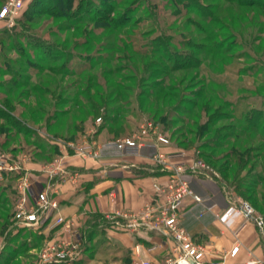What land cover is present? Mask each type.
I'll return each mask as SVG.
<instances>
[{
  "label": "rangeland",
  "instance_id": "obj_1",
  "mask_svg": "<svg viewBox=\"0 0 264 264\" xmlns=\"http://www.w3.org/2000/svg\"><path fill=\"white\" fill-rule=\"evenodd\" d=\"M5 1L0 0V8ZM35 1L25 0L11 28L0 21L2 35L5 30L15 33L24 17L33 18L22 21L29 27V37L19 45L9 40L0 51L9 68L21 72V80L14 83L0 59V154L17 160L21 152L45 153L47 140L56 136L62 142L78 141L75 127L92 116L107 113L119 120L126 127L118 137L123 138L138 132L147 120L165 115L166 134L157 124L169 145L200 156L213 169L206 175L218 177L264 217V211L248 200L253 193L259 197L264 186V111L258 118L252 110L260 109L264 101V0L255 4L254 0H189L182 12L174 4L178 0H113L105 5L74 0L69 18L51 16L62 9L55 0H44L46 8ZM109 23L118 28L108 27ZM161 33L170 37L173 61L178 59L187 69L172 70L165 50L151 52L159 47L153 40ZM127 34H132L135 49L145 54L133 55ZM206 38L211 50L204 53L193 42ZM180 53L184 56H175ZM230 101L236 104L235 114ZM94 103L99 104L97 113ZM216 111L221 116L212 120ZM246 111H253L251 123L237 120ZM246 150L247 159L236 154ZM19 178L18 173L0 178V185L13 183L0 188V264H49L42 257L49 244L35 227L12 225ZM234 186L251 190L237 192ZM94 254L84 250L76 264H91Z\"/></svg>",
  "mask_w": 264,
  "mask_h": 264
},
{
  "label": "crops",
  "instance_id": "obj_2",
  "mask_svg": "<svg viewBox=\"0 0 264 264\" xmlns=\"http://www.w3.org/2000/svg\"><path fill=\"white\" fill-rule=\"evenodd\" d=\"M98 118L92 116L84 125L75 127L76 140L91 134L101 144L109 140L111 135L106 127L102 128V122L97 123ZM70 140L74 141L67 139ZM47 141L50 146L45 153L38 149L34 154L30 151L17 155L18 160L25 159L22 174L32 180L33 195L30 194L28 203L33 204L36 193L43 190L54 193L59 202L56 211L34 226L45 244L69 239L70 229L82 234L97 225L89 232L86 249L96 253L89 260L91 264H137L140 259L151 264H172L177 257L173 240L151 227L159 216L156 209L163 203L154 185L168 179V173L151 157L153 148L146 147L140 155L104 148L101 157L95 159L76 156L57 136ZM159 149L180 151L171 145ZM63 156L65 173L53 177L42 173L46 164ZM188 180L203 202L187 197L179 214L190 242L205 250L204 264H247L251 260L264 264V230L240 209V198L212 175L193 173ZM212 205L215 208L209 210ZM147 206L155 211L148 217L139 216L134 229L127 227L132 219L115 216L140 214ZM57 216H62L65 223L52 228ZM44 243L34 250L41 249ZM235 247H239L238 252L232 255Z\"/></svg>",
  "mask_w": 264,
  "mask_h": 264
},
{
  "label": "built area",
  "instance_id": "obj_3",
  "mask_svg": "<svg viewBox=\"0 0 264 264\" xmlns=\"http://www.w3.org/2000/svg\"><path fill=\"white\" fill-rule=\"evenodd\" d=\"M25 0H6L0 10V21L5 27L11 28L14 21L20 16L24 9ZM97 123L102 122L99 117ZM169 139L160 131L159 125L152 120H147L141 126L138 132L131 136L116 138L101 144L95 139L93 134L85 136L78 141H64L62 145L75 151L76 156L83 158H100L101 151L104 148H112L116 151L127 154L140 155L148 147L153 148L152 159L162 166V170L168 173V179L165 183H156L154 188L163 198L162 206L158 209L159 216L151 224V227L159 230L165 236L171 238L174 242L177 257L172 264H204L203 259L205 250L202 247H196L182 227L180 219V210L187 197H192L197 203H202L203 199L195 194L190 187L188 175L193 173L212 172L213 169L200 157L190 156L185 151L161 152L160 147L169 145ZM25 159L16 160L8 154H0V178L4 173L15 172L20 174L17 184L18 205L15 212L16 223L23 227H32L40 223L45 217L59 208V202L54 193L47 190L36 193L34 203L29 204L28 198L32 193V180L28 175H23V162ZM64 156L57 158L46 164L42 173L48 177H53L59 173H65ZM215 205L209 206L213 210ZM240 209L247 217L253 216L258 228L264 230V217L257 214L252 205L247 201H242ZM152 206H147L140 214L136 213H117L124 219H132L133 223L127 225L129 229L138 226V217H148L154 212ZM65 223L62 216H57L52 224V228ZM140 225V224H139ZM85 239L77 229H70V238L47 245L42 257L44 262L52 264H74L80 259L83 253ZM239 247L232 250V255H236ZM137 264H151L146 260H138ZM247 264H259L258 261L251 260Z\"/></svg>",
  "mask_w": 264,
  "mask_h": 264
},
{
  "label": "trees",
  "instance_id": "obj_4",
  "mask_svg": "<svg viewBox=\"0 0 264 264\" xmlns=\"http://www.w3.org/2000/svg\"><path fill=\"white\" fill-rule=\"evenodd\" d=\"M53 1V0H52ZM98 1H100V2H102V4H106V2L107 3H109V4H111V2H113V0H98ZM189 0H178V3L177 2H175L174 4H175V7H177V12L178 11H183L184 9H182V8H184V6L186 7V8H188L189 7ZM35 3L37 4V5H39V6H43V8H46L45 7V1L44 0H36L35 1ZM177 3V4H176ZM256 3V0H254L253 2H252V4H255ZM55 4H56V6L59 8V6H62V9L60 10V11H57V10H55V12H50L51 13V16H53V17H55V18H57V17H64V18H69V13L72 11V10H74V0H55ZM262 4H264V2L262 3ZM179 7H178V6ZM119 6V5H118ZM2 8V7H1ZM1 8H0V10H1ZM112 9H114L115 10V8L114 7H112ZM45 12H49V10L48 9H43ZM154 11H155V9H153ZM152 10V11H153ZM111 11H113V10H111ZM152 11H150V13H151V15H153L152 14ZM101 13H104L103 11H100ZM149 12V11H148ZM71 14V13H70ZM123 14H125V12L123 13ZM121 15H122V13H121ZM123 19H125V18H122L121 19V21H123L124 22V20ZM72 20V19H71ZM125 20H127V19H125ZM22 21H24V22H26V23H28V22H33V18L31 17V16H29V17H24V19H22V20H20V21H18V23L20 24L19 26L20 27H15V33H9L10 31H8V30H5L3 33H2V35H0V44H1V47H0V51H2V50H4V47L5 46H7L8 44H9V40H11L12 41V43L14 44H17V45H19V43H20V40L22 39V38H27V37H29V36H26V31H28L29 32V27H28V25L27 24H25L24 22H22ZM93 22H95V21H93ZM96 23H97V21H96ZM98 23H100V20H98ZM97 23V24H98ZM101 25H102V23H101ZM103 27H107V25H102ZM109 26H112V24L111 23H109L108 24V27ZM112 27H114V28H118V27H116V26H112ZM154 27V26H153ZM156 28V27H155ZM174 33V32H173ZM183 35H184V33H182ZM182 34H181V36H182ZM172 35H174V34H172ZM171 35V36H172ZM160 36L161 37H158V38H156V39H154L153 41H157L158 43H159V47L158 48H154V47H152V51L151 52H154V53H157V52H162L163 50H165V52H167V54L168 55H165L166 57H168V61L170 62V66H172V70H179V69H187L186 68V64H184V63H178V59H176L175 58V61H173L174 59H172L174 56H172V55H174L172 52L173 51H171V49H170V45H172V43L170 42L171 40H170V37L168 36V35H166L165 33H161L160 34ZM126 37H127V40H129V43L131 44V46H132V51H133V55H135V54H137V53H141V54H145L146 53V51H144L143 50V52H142V50H139L138 51V49H135V47H134V43H135V41L132 39L133 38V36H132V34H127L126 35ZM40 44H45V42L43 41V40H40ZM184 41H181V43H183ZM194 43V47H200L201 48V50H204L205 49V51H204V53L205 52H209L210 50H211V43L210 42H208V39L206 38L205 40L204 39H201V41L200 42H193ZM12 44V45H13ZM46 45V44H45ZM169 45V46H168ZM41 46V45H40ZM148 46H150V44L148 45ZM162 46V47H161ZM168 46V47H167ZM190 46V45H189ZM34 47H36L35 45H34ZM39 47V46H38ZM191 47V46H190ZM208 47V49H207V51H206V48ZM40 48V47H39ZM204 48V49H203ZM7 49V48H6ZM145 50H146V48H145ZM19 52V54L21 55V53H20V51H18ZM182 53H180V54H175V56H177L178 58H180V57H183L184 55H181ZM171 58V59H170ZM0 59L2 60V63H3V65L7 68V70H8V73L14 78V83H17V82H19L21 79V72H17V71H14V70H11L10 68H9V65H8V61L5 59V58H2V57H0ZM173 61V62H172ZM175 63V64H174ZM199 66V65H198ZM198 66H196V65H194L193 67L194 68H196V67H198ZM17 72V73H16ZM242 102V101H241ZM262 102V104H260L261 106V108L260 109H252L253 111H255V112H257V115H258V118L260 117V115H262V112L264 111V101L262 100L261 101ZM250 103V102H249ZM2 104V103H1ZM7 104L10 106V103L9 102H7ZM105 103H102V106L104 105ZM3 105V104H2ZM8 105H7V107H8ZM229 105L231 106V111L233 112L232 114H235V103H233L232 101H230V103H229ZM252 105H254V102H252V103H250L249 104V106H252ZM98 106H99V104L98 103H94L93 104V106H92V110H94L96 113L97 112H99V109H98ZM105 106V105H104ZM3 107H5V105H3ZM11 107V106H10ZM6 108V107H5ZM2 111V110H1ZM253 111H251V113H247V111L246 112H243L242 113V115L241 116H239L238 117V119L237 120H239V121H245L246 123H251V121L252 120H254V117L252 116V112ZM3 112V111H2ZM221 113L219 112V111H216L215 113H214V115L211 117V119L212 120H214V119H216V118H218V117H220L221 115H220ZM101 115H99V117H100ZM234 116V115H233ZM238 116V115H237ZM3 117V116H2ZM101 118H102V128H104V127H106L107 129H108V131H109V133H110V135H111V138L110 139H112V140H114V139H116V138H118L120 135H122L123 133H124V129L126 128V127H124V124L123 123H121L119 120H116V119H114V118H109L108 117V115H107V113H105V115H103V116H101ZM236 118V117H235ZM165 119H166V117H165V115H162L161 116V118H157V117H155L154 118V121L156 122V123H160L161 125H163L164 126V122L163 121H165ZM212 120H210V121H212ZM123 122H130V120L128 121H126L125 119H124V121ZM126 125V124H125ZM116 126V127H115ZM163 129V131H164V133L166 132V130H168V126L167 125H165L164 126V128H162ZM202 129V128H201ZM166 134V133H165ZM166 137H167V135H166ZM168 138V137H167ZM237 152V153H236ZM235 153L241 158V159H243L244 157H245V155H246V152H247V150L245 151V152H243V153H240L239 151H236ZM246 159L248 158V157H245ZM241 162V161H240ZM240 162H239V164H240ZM246 162V161H245ZM246 163H243V165L242 166H244ZM225 169H223V168H221L220 169V171L221 172H225L224 171ZM202 175H206L205 173H201ZM207 176V175H206ZM227 176V175H226ZM9 177V176H8ZM216 179H218V177H216V176H214ZM7 179V178H6ZM8 180V179H7ZM218 181L224 186V187H226L228 190H230L231 188H229L228 186H226L224 183H223V181L222 180H220V179H218ZM12 182L11 181H8V183H5V182H3L1 185H0V188L1 187H3V188H8V187H11L12 186ZM263 185H264V183H263ZM242 187H240V186H234L233 187V189L235 190V191H237V192H245V193H249L250 192V190L251 189H241ZM7 201H9L8 199H6ZM248 200L250 201V202H253V205L258 209V210H261V211H264V186H263V191L260 193V195H259V197H257L254 193L251 195V197H249L248 198ZM13 216H14V219H13V223H12V225L16 222V219H15V213H13L12 214ZM11 225V226H12ZM97 225H95V226H92V227H89L88 229H86L83 233H82V236H83V238L85 239V244H84V249L83 250H86L87 249V247H88V244H89V232L91 231V229L93 228V227H95V228H97L96 227Z\"/></svg>",
  "mask_w": 264,
  "mask_h": 264
},
{
  "label": "water",
  "instance_id": "obj_5",
  "mask_svg": "<svg viewBox=\"0 0 264 264\" xmlns=\"http://www.w3.org/2000/svg\"><path fill=\"white\" fill-rule=\"evenodd\" d=\"M250 218H252L254 220V217L253 216H250Z\"/></svg>",
  "mask_w": 264,
  "mask_h": 264
}]
</instances>
